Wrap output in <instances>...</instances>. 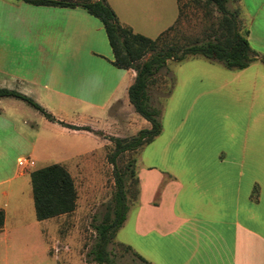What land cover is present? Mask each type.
Instances as JSON below:
<instances>
[{
	"label": "crops",
	"instance_id": "1",
	"mask_svg": "<svg viewBox=\"0 0 264 264\" xmlns=\"http://www.w3.org/2000/svg\"><path fill=\"white\" fill-rule=\"evenodd\" d=\"M253 4L254 12L246 9L252 26L248 28L241 17L251 47L252 40L264 39V0ZM258 47L254 53L261 56L264 44ZM112 60L102 23L84 9L0 0V89L32 98L67 124L123 138L130 125L111 117L109 110L118 102L133 110L128 88L136 74L113 66ZM247 68L234 70L235 76ZM240 82L232 77L200 80L199 86L205 88L177 105V126L162 128L152 143L139 150L137 200L117 234L122 233L119 243L149 264H264V111L253 103L248 111L232 108ZM136 116L141 127L134 133L149 128L145 119ZM39 127L47 130L42 143L51 152L65 145L60 136L76 137L68 147L73 151L71 160L87 158L95 150L80 144L81 138L98 148L107 144L93 132L49 122L21 100L0 98L4 225L6 199L16 195V180L26 172L17 162L34 160L41 142Z\"/></svg>",
	"mask_w": 264,
	"mask_h": 264
},
{
	"label": "rangeland",
	"instance_id": "2",
	"mask_svg": "<svg viewBox=\"0 0 264 264\" xmlns=\"http://www.w3.org/2000/svg\"><path fill=\"white\" fill-rule=\"evenodd\" d=\"M238 1V4L230 1L229 7L239 9L249 28L252 24L247 17L246 9L254 12V0ZM255 1L257 6L261 0ZM107 2L120 16L122 22L130 24L135 32L152 39L172 25L176 16L177 18L179 16L178 21L173 24L174 29L164 37V41L170 43L204 39L211 32V25L216 23L218 17L213 9L197 8L188 0H107ZM262 29L264 31V22ZM260 42L264 44V39L252 40L250 48L253 52L260 49L258 47ZM260 63L258 60L252 61L245 72L235 76L234 70H227L220 63L202 57L182 62L168 61L166 68L158 75L156 85L149 89L151 104L160 109L162 128L177 126V105L189 102L190 98L199 94L197 89L205 88L199 86L200 80L240 78L241 82L236 87L238 99L231 100L232 108L248 111L250 104L253 103L255 109L260 108L259 110L264 111V71L259 67ZM172 78L174 88L166 99L167 87ZM209 84L216 86L214 83ZM252 90L254 97H251ZM133 113L135 112L132 108H126L120 102L109 110L111 117L130 125L131 130L123 132V138L134 136L136 134L134 132L141 127L135 120L136 114ZM47 134V130L39 127L41 142L34 156L35 166L26 168L24 177L16 180L18 182L16 195L11 194L6 199L8 205L6 222L0 231V264H85V254L95 239L93 225L102 219L111 201L114 179L113 167L107 159V153L111 151L110 142L105 139L107 144L104 148H98L95 143L81 138L80 144L84 143L87 148L95 149L87 157L91 159L88 161L85 157H78L71 160L69 156L73 151H69L68 147L77 141L76 137L60 136L64 139L65 145L51 152L46 150L45 144L42 143ZM138 153L139 150L125 152L117 159L118 169H122L130 160H136ZM85 161L87 163L84 166ZM55 162H63V166L73 174L78 193L77 207L70 215L38 221L33 206L29 172ZM75 163L79 167H76ZM130 190L134 191L135 187L132 186ZM117 233L115 242L109 246L115 253L117 264H135L132 256L123 253L118 247L117 243L122 233ZM23 238L32 241L22 244L19 240ZM56 247L58 251H54Z\"/></svg>",
	"mask_w": 264,
	"mask_h": 264
},
{
	"label": "trees",
	"instance_id": "3",
	"mask_svg": "<svg viewBox=\"0 0 264 264\" xmlns=\"http://www.w3.org/2000/svg\"><path fill=\"white\" fill-rule=\"evenodd\" d=\"M35 6H54L82 8L99 19L105 30L113 52L112 65L119 69H132L135 79L128 88V100L133 110L149 123V128L139 130L130 138L106 136L89 127H77L56 119L32 98L14 90L0 89V98L10 97L23 101L41 113L46 120L72 130H84L107 139L111 151L107 153L108 162L113 167L114 192L102 219L93 225L94 243L85 254L86 263L117 264L111 248L116 233L126 220L130 207L138 196V178L135 159L127 162L122 169L117 167V159L125 152L140 150L152 143L162 132L160 109L150 102L149 89L156 85L158 75L168 61L182 62L202 57L220 63L227 70H242L258 60L264 64V55L254 53L247 40L248 32L242 29L241 14L238 8L230 9L229 2L238 0H188L197 8L213 9L217 14L211 32L204 39L190 42H166L164 37L174 29L170 26L155 39L134 32L119 22L116 12L106 0H23ZM180 15V14H179ZM179 16L176 21H178ZM174 88V79L167 87L166 99ZM30 182L38 221L70 215L77 207L78 193L74 180L67 169L60 164H49L30 172ZM135 187L134 191L130 188ZM4 225V212L0 209V231ZM117 243V242H116ZM125 254L132 256L135 264H149L128 245L117 243Z\"/></svg>",
	"mask_w": 264,
	"mask_h": 264
},
{
	"label": "built area",
	"instance_id": "4",
	"mask_svg": "<svg viewBox=\"0 0 264 264\" xmlns=\"http://www.w3.org/2000/svg\"><path fill=\"white\" fill-rule=\"evenodd\" d=\"M18 166L22 169H26L27 167H34L35 166V161L29 157L27 158H21L17 162ZM55 251H58V248L56 247L54 249Z\"/></svg>",
	"mask_w": 264,
	"mask_h": 264
}]
</instances>
